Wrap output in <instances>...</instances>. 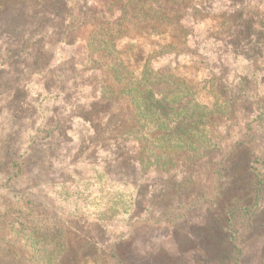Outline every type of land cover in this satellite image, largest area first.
<instances>
[{
    "label": "trees",
    "instance_id": "1",
    "mask_svg": "<svg viewBox=\"0 0 264 264\" xmlns=\"http://www.w3.org/2000/svg\"><path fill=\"white\" fill-rule=\"evenodd\" d=\"M101 1L95 10L73 9L68 19L69 27L87 32L88 71L100 84L93 106L106 117L85 163L91 169L102 163L108 170L101 153L112 158L111 152L123 147L111 162L120 169L127 163L133 167L132 184H123L132 188L121 212L129 221L147 222L171 202L180 209L199 207L206 216L194 230L207 264H264V175L257 173L256 158L243 142L222 135H229L241 104H260L254 88L258 81L264 84V0H229L213 15L200 11L209 0L186 2L188 15L177 11L183 0ZM243 3L251 9H242ZM56 5L68 3L56 0ZM134 29L157 38L146 54L128 38ZM232 61L248 69L230 72ZM171 88L177 92L168 93ZM258 108V118L264 119V107ZM216 154L221 159L213 161ZM96 175L107 187L114 184L106 171ZM119 201L115 198L108 209L113 218L123 208ZM96 226L104 233L110 228L102 219ZM130 232L110 233L106 250L92 264H130V250L123 248L130 247ZM250 242L260 245L256 263L243 256Z\"/></svg>",
    "mask_w": 264,
    "mask_h": 264
},
{
    "label": "rangeland",
    "instance_id": "2",
    "mask_svg": "<svg viewBox=\"0 0 264 264\" xmlns=\"http://www.w3.org/2000/svg\"><path fill=\"white\" fill-rule=\"evenodd\" d=\"M64 1L68 6L53 8L56 0H0V264H44L46 259L50 264H92L106 250L110 233L127 231L132 241L123 248L130 250V264H207L194 230L204 223V209H180L171 202L161 215L134 223L121 214L132 194V188L124 189L123 184H132L133 167L127 163L120 169L111 162L113 156L121 157L123 147L111 152L112 158L101 153V159L110 163L108 170L102 163L95 169L85 163L89 144L102 134L98 129L106 117L98 104L93 106L100 84L88 71L87 32L69 27L68 19L73 9L95 10L94 3L104 4ZM188 1L178 6L179 13L188 15ZM228 3L209 0L200 11L221 13ZM244 8L251 9L243 3ZM138 33L134 29L128 38L146 54L157 38ZM232 63L230 72L248 69L246 63ZM254 91L260 104H241L229 135L227 131L222 135L231 137L232 143L243 142L256 158L257 173L264 175V119L258 118V107H264V84L258 81ZM211 159L221 158L216 154ZM100 170L107 172L113 185L107 187L104 179L94 178ZM115 198L123 208L113 218L108 209ZM98 219L111 230L99 229ZM88 238L96 246L89 248ZM259 250L258 243L250 242L243 256L256 263Z\"/></svg>",
    "mask_w": 264,
    "mask_h": 264
}]
</instances>
